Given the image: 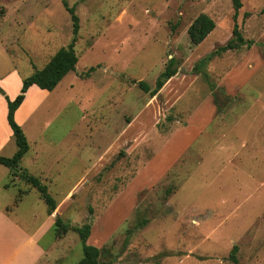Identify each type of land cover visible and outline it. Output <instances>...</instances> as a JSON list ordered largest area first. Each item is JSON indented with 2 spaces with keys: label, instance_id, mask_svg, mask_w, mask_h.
I'll list each match as a JSON object with an SVG mask.
<instances>
[{
  "label": "rangeland",
  "instance_id": "1",
  "mask_svg": "<svg viewBox=\"0 0 264 264\" xmlns=\"http://www.w3.org/2000/svg\"><path fill=\"white\" fill-rule=\"evenodd\" d=\"M64 1L80 20L76 71L33 96L37 110L21 117L36 120L23 129L36 158L31 168L46 170L57 205L40 264L83 258L78 233L56 231V219L91 223L87 244L105 250L101 264H264V0H241L238 11L253 44L199 69L233 39V0H0V76L16 68L24 80L72 42ZM201 14L216 28L195 46L188 30ZM172 58L178 73L152 97L139 83L154 90ZM210 102L214 121L200 124L192 144L190 131L177 138L190 135L168 157L166 145L191 115L205 120ZM158 152L156 176L126 197ZM20 178L24 191L30 186ZM47 214L35 189L13 211L29 227Z\"/></svg>",
  "mask_w": 264,
  "mask_h": 264
},
{
  "label": "crops",
  "instance_id": "2",
  "mask_svg": "<svg viewBox=\"0 0 264 264\" xmlns=\"http://www.w3.org/2000/svg\"><path fill=\"white\" fill-rule=\"evenodd\" d=\"M236 79H238V77H236ZM230 82L238 83V80L235 81L233 79ZM22 86L23 79L22 77H20L19 72L16 68H12L0 76V88H2L5 93V95L0 93V157L11 158L18 151V146L16 144L12 128L10 127L7 119L8 102L6 97L13 101L21 93ZM229 91L230 93H233V88L231 87V90ZM49 92L50 91L40 89L36 85H33L29 88L28 92L26 93L24 102L15 113V120L22 129L25 130V127L29 125L31 121L36 120H21V117L26 115L30 116L31 112H35L39 106V96L45 94L48 95ZM33 96H36L38 100H36L37 98ZM211 105L214 106V103L210 102V104H208V106H205L202 110L201 116L202 119L205 120H195L194 115H191L188 120V125L186 127H182L176 133V135H174V137L172 138L173 142L167 144L168 146L166 145V147H169V145L171 146L170 152L167 155L168 157L172 158L174 155H176L183 147V145L189 140L190 135L187 134L183 136L179 141L177 138L190 131L193 133V137L190 141V143L192 144L199 138L198 135L202 133V126L199 127L200 124L203 121L206 123V125H204L202 128V130H204L207 125L214 121L213 114L210 117L207 113ZM128 124V130L125 129L121 132V136L125 137V139H131V130L134 121H130V123ZM160 152H158L156 157L151 161V164L147 170L143 171V169H141L138 172L134 181L129 184V187L126 191L127 193L125 194L126 197L128 194L133 195L131 194V192L139 189V185H146L147 183H149L148 181L150 179V175L151 177L156 176L154 174V171H157V163L159 157H161ZM25 162H29L28 165H26L28 166L26 168L24 167ZM35 163L36 158L34 156L32 158L30 146L29 151L22 158L20 166L18 168L20 172L26 171L29 175H31V173H35L37 176L39 175L38 178H40L46 185V183L48 182V179L46 178V170L44 168L32 169L31 166L35 165ZM173 163L175 162H172L169 165ZM149 171L152 172L149 173ZM165 172L166 171H164L163 174ZM158 178L159 177H156L155 180H157ZM134 183L135 186H133ZM23 185L25 184L23 183ZM23 185L19 176L12 175L11 169L4 165H0V264H40L43 260H45L48 254V249L43 245V241L47 234L52 230V214H47L46 217L44 216L39 221L34 222L33 225L31 224L30 227L25 223H21V221L13 215V211L15 209H18L19 204L26 197H28L31 194V191L34 189L30 187L28 189H23L27 191V193L24 194L22 198H19ZM132 188L133 190L131 191ZM129 190L131 191L130 193ZM36 219L37 218L34 217L33 221ZM91 236H94V233H92Z\"/></svg>",
  "mask_w": 264,
  "mask_h": 264
},
{
  "label": "trees",
  "instance_id": "3",
  "mask_svg": "<svg viewBox=\"0 0 264 264\" xmlns=\"http://www.w3.org/2000/svg\"><path fill=\"white\" fill-rule=\"evenodd\" d=\"M233 5L235 9L234 20L235 25L233 29V39L230 40L225 46L220 47L216 51L212 52L208 57L200 61L196 69H199L201 66L205 65L208 61L212 60L216 55H220L223 52L238 50L244 46H251L253 43L248 42L244 39L239 25L237 23L238 11L242 8L243 4L241 0H233ZM64 6L67 11L70 13L73 21V39L72 42L64 48H61L49 61V63L41 70L36 71L30 77H27L23 80V86L21 93L12 101L7 99L8 102V122L12 128L16 144L18 146V151L11 158L0 157V165H4L12 170L13 176L22 177V179L30 186V188L36 189L39 193L41 199L45 203L48 209V215H51L55 212L57 205L55 199L50 195L48 191V186L45 185L42 180L38 177L29 175L26 171H23L21 174L19 170L20 162L22 158L30 149V145L27 139L26 134L23 129L17 124L15 120V113L22 105L25 100L26 93L29 88L33 85L38 86L42 90L53 91L61 81L71 72L76 71L78 64V56L75 51V45L77 43V38L80 30V20L77 16L75 9L69 7L67 2L64 1ZM216 28V23L214 20L206 14H201L195 19L188 30L190 41L195 46L202 45L208 38V36ZM264 46V44H263ZM175 59H171L167 64L165 70L160 74L159 78L156 81V87L154 90L150 89V86L144 82H140L139 86L146 92L150 93L154 97L172 78L178 73V70L175 67ZM94 70V69H91ZM200 73H202L200 71ZM0 93L5 95L2 88H0ZM18 173V174H17ZM21 174V175H20ZM27 191H22L20 197L22 198ZM147 224L146 220L140 223V227H143ZM92 225L87 223L84 227H73L69 223H65L61 219H56L55 230L61 231L63 234H67L69 231H74L78 233L82 246H83V258L78 264H101V257L105 250L91 246L87 244L88 239L91 235ZM234 252L237 251V246L234 247ZM233 261L237 262V259L233 257Z\"/></svg>",
  "mask_w": 264,
  "mask_h": 264
}]
</instances>
